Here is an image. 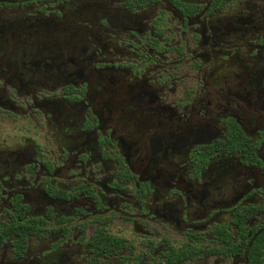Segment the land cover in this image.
Returning <instances> with one entry per match:
<instances>
[{
  "label": "flooded vegetation",
  "instance_id": "1",
  "mask_svg": "<svg viewBox=\"0 0 264 264\" xmlns=\"http://www.w3.org/2000/svg\"><path fill=\"white\" fill-rule=\"evenodd\" d=\"M0 264H264V0H0Z\"/></svg>",
  "mask_w": 264,
  "mask_h": 264
}]
</instances>
